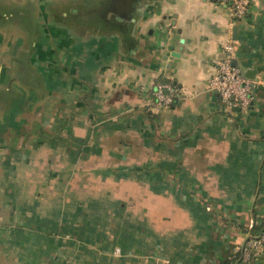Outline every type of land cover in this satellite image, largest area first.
Segmentation results:
<instances>
[{
  "label": "crops",
  "instance_id": "1",
  "mask_svg": "<svg viewBox=\"0 0 264 264\" xmlns=\"http://www.w3.org/2000/svg\"><path fill=\"white\" fill-rule=\"evenodd\" d=\"M226 40L246 111L206 89ZM263 231L264 0H0V264H226Z\"/></svg>",
  "mask_w": 264,
  "mask_h": 264
},
{
  "label": "built area",
  "instance_id": "2",
  "mask_svg": "<svg viewBox=\"0 0 264 264\" xmlns=\"http://www.w3.org/2000/svg\"><path fill=\"white\" fill-rule=\"evenodd\" d=\"M214 1L229 8L234 22L245 18L250 5V0ZM222 50L225 57L215 65L214 72L207 83L206 89L220 98L226 111L230 112L234 109L246 111L252 102V86L243 80L242 71L233 65L235 42L233 40L224 41L222 43ZM177 94L178 90L170 84L161 82L154 84L152 96L158 107L169 108L173 104ZM263 244L264 232L251 241L246 242L242 248L236 250L228 262H234V264H253L256 253Z\"/></svg>",
  "mask_w": 264,
  "mask_h": 264
},
{
  "label": "trees",
  "instance_id": "3",
  "mask_svg": "<svg viewBox=\"0 0 264 264\" xmlns=\"http://www.w3.org/2000/svg\"><path fill=\"white\" fill-rule=\"evenodd\" d=\"M264 232V231H263ZM226 264H234V262H227Z\"/></svg>",
  "mask_w": 264,
  "mask_h": 264
}]
</instances>
